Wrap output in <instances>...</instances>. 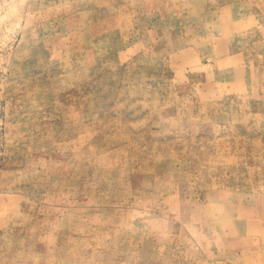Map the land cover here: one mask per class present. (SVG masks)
I'll list each match as a JSON object with an SVG mask.
<instances>
[{
  "label": "rangeland",
  "instance_id": "374dc122",
  "mask_svg": "<svg viewBox=\"0 0 264 264\" xmlns=\"http://www.w3.org/2000/svg\"><path fill=\"white\" fill-rule=\"evenodd\" d=\"M0 264H264V0H0Z\"/></svg>",
  "mask_w": 264,
  "mask_h": 264
}]
</instances>
